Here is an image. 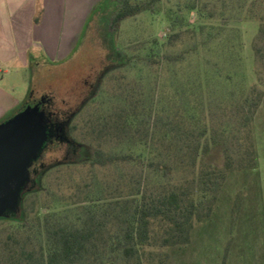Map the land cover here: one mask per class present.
Wrapping results in <instances>:
<instances>
[{
  "label": "rangeland",
  "instance_id": "rangeland-1",
  "mask_svg": "<svg viewBox=\"0 0 264 264\" xmlns=\"http://www.w3.org/2000/svg\"><path fill=\"white\" fill-rule=\"evenodd\" d=\"M248 4L156 0L151 10L112 26L113 9L107 0H97L67 58L48 60L39 50L26 66L0 63V109L8 107L0 122L46 96L47 117L61 130L28 167L29 181L14 215L24 216L25 230L0 222V264L7 263L9 234H29L36 242L29 248L38 247L37 240L45 243V215L80 225L76 218L85 214L72 202L84 195L82 204L95 206L94 215L115 234L113 215L129 217L134 203L124 212L114 206L105 216L102 208L115 200L104 199L105 191L121 192L119 200L130 198L140 170L139 195H153L167 181L181 180L185 165L177 158L187 146L196 153L195 175L212 168L225 173L217 178L222 184L212 190L209 182L205 193L204 183L195 181L188 239L171 245L164 241L169 238L164 226L152 225L151 244L136 246L133 258L114 264H264V66L252 50L258 22L246 17ZM133 99L142 104L134 117ZM117 111L134 120L126 134H86L94 114L106 118ZM247 137L255 146L260 185L253 183L254 174L245 178L238 172ZM97 147L128 158L91 165Z\"/></svg>",
  "mask_w": 264,
  "mask_h": 264
},
{
  "label": "trees",
  "instance_id": "trees-1",
  "mask_svg": "<svg viewBox=\"0 0 264 264\" xmlns=\"http://www.w3.org/2000/svg\"><path fill=\"white\" fill-rule=\"evenodd\" d=\"M155 1L107 0L108 6L113 9L110 19L111 25L117 26L125 18L133 17L142 11L151 10ZM246 17L258 22L252 50L256 60L264 66V0H249ZM260 96L259 94L254 104L255 107L261 98ZM131 101V107H133L132 117H134L136 105L142 104L137 99ZM127 115L122 111L108 114L106 118L94 114L88 120L86 134L94 138L102 137L105 134L121 137L132 127L131 123L134 121L131 119L129 122ZM188 147L177 158L185 165L183 168L184 178L173 182L167 181L160 185L153 195L152 193L149 196L139 195L142 170L138 172L136 180L131 185L132 188L128 190L127 196L130 198L119 200L122 196L121 192L113 195L114 193L105 191L107 194L103 197L104 199L115 198L113 201H108L109 206L102 208L105 216L108 215V210L113 209L114 206L118 207L119 211L124 212L128 208V204L130 207V203H134V211L129 217H122L120 213L113 215L112 221L118 226L115 234H111L108 229L104 228L103 218L100 219L94 215L95 206L82 204L86 202L87 195H84L83 198L80 197L72 202L73 205H76V210H80L85 214L84 218H76V221L81 220L80 225L75 222L52 220L46 215L43 217L44 244L37 240L38 247L29 248L30 243H33L29 234L21 238L9 234L8 239L4 241V248L7 252L6 264H114L120 259L128 261L138 252L136 246L142 247L146 243L151 244L153 240H151L149 231L152 225L164 226V231L169 235V238H165L164 241L169 242L171 245L186 242L193 225L194 196L197 194L194 187L195 181L199 180L201 184L204 183L202 189L205 193L206 188L209 187L207 186L209 182L212 183V190H214L219 183L222 184V181L219 182L217 178L224 179L225 177V173L216 170V168L195 175L192 166L196 153L188 151ZM127 158L128 156L105 152L97 147L92 151L90 164L106 166L118 160L124 161ZM175 159L173 158L172 161H175ZM240 160L241 165L238 172L241 171L242 176L245 178L251 173L254 174L253 183L258 182L260 185L256 165V150L254 143L249 138ZM225 168L232 173L228 161ZM169 171L168 165H165L163 173L168 175ZM84 185L88 187L87 183ZM250 185L251 183L248 184L247 190ZM111 204L113 207L110 208ZM208 208L209 211L210 207ZM206 215L208 214L205 213ZM24 220V216L15 217L14 215L0 218V222H9L12 227L16 228V231L19 229L25 230ZM197 220H201L199 215H197ZM222 264H225V262Z\"/></svg>",
  "mask_w": 264,
  "mask_h": 264
},
{
  "label": "crops",
  "instance_id": "crops-1",
  "mask_svg": "<svg viewBox=\"0 0 264 264\" xmlns=\"http://www.w3.org/2000/svg\"><path fill=\"white\" fill-rule=\"evenodd\" d=\"M96 2L0 0V63L26 66L27 58H34L39 50L48 60L67 58ZM7 108L0 109V113Z\"/></svg>",
  "mask_w": 264,
  "mask_h": 264
},
{
  "label": "water",
  "instance_id": "water-1",
  "mask_svg": "<svg viewBox=\"0 0 264 264\" xmlns=\"http://www.w3.org/2000/svg\"><path fill=\"white\" fill-rule=\"evenodd\" d=\"M48 122L39 103L0 122V218L19 212L21 194L29 181L28 167L49 140Z\"/></svg>",
  "mask_w": 264,
  "mask_h": 264
},
{
  "label": "flooded vegetation",
  "instance_id": "flooded-vegetation-1",
  "mask_svg": "<svg viewBox=\"0 0 264 264\" xmlns=\"http://www.w3.org/2000/svg\"><path fill=\"white\" fill-rule=\"evenodd\" d=\"M41 98L38 99V100H36V101H34L33 104L39 103L40 108L43 109L46 112V110H45V104H47V103L50 102V98H47L45 96V98L42 101H41ZM52 123L53 122H51V121L48 122L49 140L52 137L53 138H56L57 133L61 131L57 127L53 126ZM63 134H64L65 138L67 139L68 143L71 144V145H74L73 140H71L70 138L67 137V134H66L65 130H64V133ZM77 146H79V145H77Z\"/></svg>",
  "mask_w": 264,
  "mask_h": 264
}]
</instances>
